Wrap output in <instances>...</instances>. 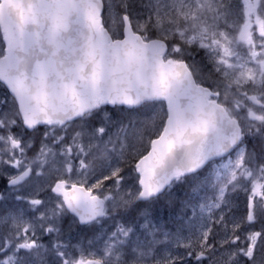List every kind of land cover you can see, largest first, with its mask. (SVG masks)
<instances>
[{"label": "snow or ice", "instance_id": "1", "mask_svg": "<svg viewBox=\"0 0 264 264\" xmlns=\"http://www.w3.org/2000/svg\"><path fill=\"white\" fill-rule=\"evenodd\" d=\"M0 264H264V0H0Z\"/></svg>", "mask_w": 264, "mask_h": 264}, {"label": "rangeland", "instance_id": "2", "mask_svg": "<svg viewBox=\"0 0 264 264\" xmlns=\"http://www.w3.org/2000/svg\"><path fill=\"white\" fill-rule=\"evenodd\" d=\"M240 2L241 0H234V3L239 4ZM105 139H107V137H105ZM229 199L231 200L232 213L236 215L242 214L245 210V203H246L243 197V193L241 192L238 197L237 195L230 193ZM169 214L170 213H167L165 211V207L161 208L157 206L154 210V215L157 218L167 219ZM189 214H191V210H189Z\"/></svg>", "mask_w": 264, "mask_h": 264}, {"label": "trees", "instance_id": "3", "mask_svg": "<svg viewBox=\"0 0 264 264\" xmlns=\"http://www.w3.org/2000/svg\"><path fill=\"white\" fill-rule=\"evenodd\" d=\"M183 191H184V189H183L182 187H177V188L175 189V192L178 193L179 196H180L181 198H183ZM165 211H166L167 213H171V212H173V211H175V210L170 209V208H168V207L165 206Z\"/></svg>", "mask_w": 264, "mask_h": 264}]
</instances>
